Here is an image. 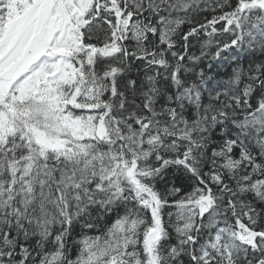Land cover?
<instances>
[{
	"label": "snow or ice",
	"instance_id": "obj_1",
	"mask_svg": "<svg viewBox=\"0 0 264 264\" xmlns=\"http://www.w3.org/2000/svg\"><path fill=\"white\" fill-rule=\"evenodd\" d=\"M0 264H264V0H0Z\"/></svg>",
	"mask_w": 264,
	"mask_h": 264
}]
</instances>
